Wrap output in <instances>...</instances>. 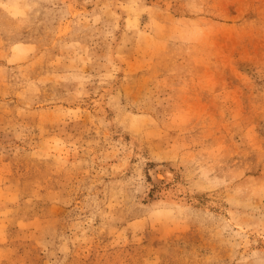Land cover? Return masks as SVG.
Segmentation results:
<instances>
[{"label":"rangeland","instance_id":"obj_1","mask_svg":"<svg viewBox=\"0 0 264 264\" xmlns=\"http://www.w3.org/2000/svg\"><path fill=\"white\" fill-rule=\"evenodd\" d=\"M0 264H264V0H0Z\"/></svg>","mask_w":264,"mask_h":264},{"label":"bare ground","instance_id":"obj_2","mask_svg":"<svg viewBox=\"0 0 264 264\" xmlns=\"http://www.w3.org/2000/svg\"><path fill=\"white\" fill-rule=\"evenodd\" d=\"M161 170H162V168H161ZM161 170H157L156 171V174H157V176L159 177V178H162L163 177V175H162V173H161ZM166 171H167V169H165ZM167 175H168V173H166ZM164 175H165V173H164ZM164 178V177H163ZM167 178V177H166Z\"/></svg>","mask_w":264,"mask_h":264}]
</instances>
